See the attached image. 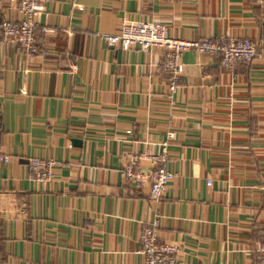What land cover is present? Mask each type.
<instances>
[{
    "label": "crops",
    "instance_id": "0c3cea01",
    "mask_svg": "<svg viewBox=\"0 0 264 264\" xmlns=\"http://www.w3.org/2000/svg\"><path fill=\"white\" fill-rule=\"evenodd\" d=\"M19 18L0 0V19ZM127 20L182 39L250 37L258 55L225 68L186 50L172 103L162 47L102 37ZM39 21L33 51L0 29L2 264H144L140 233L157 217L160 237L183 246L177 264H259L264 0H45ZM163 148L175 177L155 200L122 169ZM32 157L55 161L51 180L34 177Z\"/></svg>",
    "mask_w": 264,
    "mask_h": 264
},
{
    "label": "built area",
    "instance_id": "2783aa9c",
    "mask_svg": "<svg viewBox=\"0 0 264 264\" xmlns=\"http://www.w3.org/2000/svg\"><path fill=\"white\" fill-rule=\"evenodd\" d=\"M20 14L19 19H0V29L24 49L33 51L36 44V33L39 28L45 30L39 21V15L45 10V0H10ZM102 37L110 44L123 49H131L137 45L144 49L159 46L164 49L162 66L170 75L169 98L175 101V93L181 85L184 64L181 60L186 50L194 49L203 53L220 54L221 64L225 68H233L238 63L252 61L258 55L257 42L250 37H202L200 39H182L169 34L168 26L162 21L127 20L115 33H104ZM170 137L173 133L170 132ZM164 149V148H163ZM143 158H149L160 165L149 171L137 168ZM9 155L1 156V160L9 161ZM38 181H49L54 175L55 161L50 158L32 157L28 160ZM126 181L139 187H149L152 199L160 200L175 172L168 167V154L164 149L161 155L151 152L140 153L132 157L122 169ZM211 182V181H210ZM158 217L144 226L140 233L141 249L144 264H177V255L183 246L170 243L160 237ZM264 235V229H263ZM259 264H264V236L255 247ZM0 264L2 260L0 258Z\"/></svg>",
    "mask_w": 264,
    "mask_h": 264
}]
</instances>
